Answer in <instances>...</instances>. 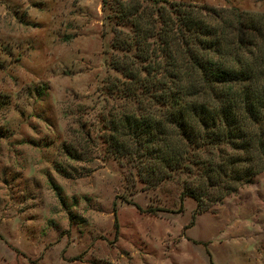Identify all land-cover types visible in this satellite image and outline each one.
I'll list each match as a JSON object with an SVG mask.
<instances>
[{
	"label": "rangeland",
	"instance_id": "rangeland-1",
	"mask_svg": "<svg viewBox=\"0 0 264 264\" xmlns=\"http://www.w3.org/2000/svg\"><path fill=\"white\" fill-rule=\"evenodd\" d=\"M175 1L264 13V0ZM103 16L102 0H0V264H264V173L192 220L176 182L135 191L102 155L62 156L95 133L112 74Z\"/></svg>",
	"mask_w": 264,
	"mask_h": 264
},
{
	"label": "trees",
	"instance_id": "trees-1",
	"mask_svg": "<svg viewBox=\"0 0 264 264\" xmlns=\"http://www.w3.org/2000/svg\"><path fill=\"white\" fill-rule=\"evenodd\" d=\"M102 13L112 74L67 161L102 155L135 191L176 182L192 220L264 173V13L175 0H102Z\"/></svg>",
	"mask_w": 264,
	"mask_h": 264
},
{
	"label": "crops",
	"instance_id": "crops-1",
	"mask_svg": "<svg viewBox=\"0 0 264 264\" xmlns=\"http://www.w3.org/2000/svg\"><path fill=\"white\" fill-rule=\"evenodd\" d=\"M248 264H250V262H248Z\"/></svg>",
	"mask_w": 264,
	"mask_h": 264
}]
</instances>
